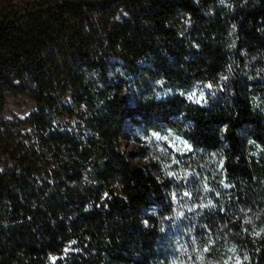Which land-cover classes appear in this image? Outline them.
I'll list each match as a JSON object with an SVG mask.
<instances>
[{
	"label": "trees",
	"instance_id": "trees-1",
	"mask_svg": "<svg viewBox=\"0 0 264 264\" xmlns=\"http://www.w3.org/2000/svg\"><path fill=\"white\" fill-rule=\"evenodd\" d=\"M262 99L264 0L0 2V264H264Z\"/></svg>",
	"mask_w": 264,
	"mask_h": 264
},
{
	"label": "rangeland",
	"instance_id": "rangeland-1",
	"mask_svg": "<svg viewBox=\"0 0 264 264\" xmlns=\"http://www.w3.org/2000/svg\"><path fill=\"white\" fill-rule=\"evenodd\" d=\"M11 1L14 3H33L34 0H0V2ZM38 1V0H36ZM92 1V0H91ZM50 2V1H49ZM210 92L208 85H196L186 90H169L167 94H180L196 103L204 104ZM264 105V99L259 101ZM35 102L26 95H8L6 107L2 113L3 118L12 119L15 117L24 118L34 109ZM123 151L129 155L134 162L141 163L147 167H156L160 170H171L176 156L182 157L192 152V145L182 136L169 131L165 133L140 134L139 139H127L123 142ZM171 159L170 163L164 160ZM171 173V171H170ZM200 194V193H199ZM186 202V197H184ZM204 204V203H203ZM206 204V203H205ZM189 210L188 207H184ZM193 210H190L192 212ZM231 260V262H230ZM227 264H239L230 259Z\"/></svg>",
	"mask_w": 264,
	"mask_h": 264
}]
</instances>
